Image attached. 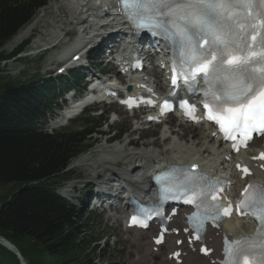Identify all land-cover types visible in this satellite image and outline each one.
<instances>
[{"label":"snow or ice","instance_id":"snow-or-ice-1","mask_svg":"<svg viewBox=\"0 0 264 264\" xmlns=\"http://www.w3.org/2000/svg\"><path fill=\"white\" fill-rule=\"evenodd\" d=\"M256 2L120 0L121 14L134 30L161 35L173 46L174 85L179 79L191 88L203 77L208 85L204 93L208 119L215 121L227 138H232L228 128L239 131L246 127L264 135V11H249L256 8ZM260 159H264V153ZM244 171L248 172L246 168ZM180 191L186 195L192 193L193 198L186 200L187 203L207 195L192 188ZM245 191L252 199L248 203L242 201L238 207L244 210L242 215L251 212L258 220L257 237L226 243L227 259L222 264H264V186L249 185ZM165 198L170 197L162 195ZM196 206L199 208L200 204ZM214 207L213 220H221V213L231 214L218 204ZM140 212L143 219L133 216L131 222L147 227L149 211L141 209ZM191 219L196 221L199 217ZM256 252H259L258 258Z\"/></svg>","mask_w":264,"mask_h":264},{"label":"trees","instance_id":"trees-1","mask_svg":"<svg viewBox=\"0 0 264 264\" xmlns=\"http://www.w3.org/2000/svg\"><path fill=\"white\" fill-rule=\"evenodd\" d=\"M48 0H0V47ZM26 41L14 53L22 50ZM10 55V56H11ZM6 58L1 54L0 60ZM53 82L40 85L0 77V187L15 189L0 200V235L12 242L28 264H95L75 211L55 193L70 172V160L88 145L94 127L39 128L48 112ZM0 264H21L0 244Z\"/></svg>","mask_w":264,"mask_h":264},{"label":"bare ground","instance_id":"bare-ground-1","mask_svg":"<svg viewBox=\"0 0 264 264\" xmlns=\"http://www.w3.org/2000/svg\"><path fill=\"white\" fill-rule=\"evenodd\" d=\"M50 5H46L45 9L43 7L42 8L43 11L40 14L39 13L35 14L31 18V20L24 27H22L14 35V37L11 40H9L8 43H6L2 47V49H5L11 44H14L22 40L28 33H30L29 32L30 29L32 28V26L35 25L40 15H43L42 13L47 10L49 13V19L47 18V20L45 21V26L47 28H44V30L40 33L39 40L34 41V44H35L34 47L36 48H40L39 47L40 45H47V44L49 45V44H53V43L60 41L59 40L60 36L62 32H64L63 26L66 23V21L63 20V18H60V15H59L60 8H63L64 12L66 11L69 12V16L71 17L72 20L70 19L69 21L68 20L67 21L70 22V24L72 23V21H74V19L80 20L78 25L82 26L83 32L89 28L88 25H86L87 24L86 21L88 20L85 16L86 12L88 13V11H91V13L93 14V18H94V16L95 17L97 16L96 14H102L103 12H109L110 11L109 9H111L109 4H105L104 6L106 9H103V10H98L96 8L92 9L90 7L88 8V5H90V0H60V5L58 6L57 5L53 6V4L52 6ZM112 20H114V18H112ZM96 21H93V23H97ZM79 52H81V50L77 51V53ZM81 104L82 102L74 106L70 113H72L77 108H79ZM66 117L67 115L63 116V118H66ZM144 125L146 124L136 123L137 128H141ZM181 127L188 128L187 131L188 130L192 131V128H193V126H190V125H187L186 127V126H182V124H179V129H181ZM196 128L200 129L197 133L194 131ZM196 128L193 130V132L194 134H197V136L195 138L193 137L188 140L185 139L183 141L182 138L174 139L173 137L169 135V133L177 134V135L179 134V137L181 136L183 137L184 134L183 132L180 133L179 129L174 130V129L163 127L162 131H160V138H159L160 139L159 143L161 145V148L155 147V144L158 143V141L156 140L150 141V142L148 141L149 143L147 144L144 143L143 146L138 148L137 152L133 153V155H136L135 164L131 165V167L127 168V170H119L117 167H114L112 163H118L119 160L126 155V151H127L126 147L131 145L130 138L125 139L123 142L113 143L111 146H109L107 150L103 149L104 146H102V144L98 145L93 150V151L99 152L96 160L90 161L89 155L87 156L84 154L80 156L79 158H77L71 164V166L81 167V168L83 167L90 168L92 169V171H95L96 173H99V174L103 171L106 172V174L110 172H117L119 175L122 176L121 178L125 177L128 179H134V180L139 179L143 181H146V176H147L146 174L149 172L150 165H155L154 167H159L165 162L170 163V162L181 161V160L199 161L205 166L207 170L211 172H215L214 165H209V161L211 159L208 160V158H204L203 156H204V153L206 152L207 153L211 152L213 153V155H216L217 150H212V151L208 150V146L211 145V143L206 142L207 138L209 137V133L208 134L205 133L206 128H202V127L200 128L196 127ZM173 130L175 133L173 132ZM200 138L202 140H200ZM165 141H168V142L163 143ZM169 151L171 153H169ZM131 169H133V171H136L135 173L132 174V176L129 175V171ZM243 183L244 182H241L242 185ZM66 192H67L66 194L67 197H73L70 190H67ZM136 192H138V190H136ZM242 223H243L242 227L244 228L243 230H246V231L249 230V232L254 231V227L250 226L248 222H242ZM236 225H237V222H230V230L232 232H235L236 234H239L240 230L238 231L236 229ZM137 243H138L137 249L141 250L144 247V242L140 240ZM168 250L169 248L166 247V251ZM138 256L139 257L137 258V260L131 264H149L148 262H144V259H148V258L145 257L143 252H139ZM190 258L191 260L194 261L195 257L194 255H191ZM156 262L158 264H162V256H159ZM150 264H153V263H150ZM183 264H195V262L187 263L186 261Z\"/></svg>","mask_w":264,"mask_h":264},{"label":"rangeland","instance_id":"rangeland-1","mask_svg":"<svg viewBox=\"0 0 264 264\" xmlns=\"http://www.w3.org/2000/svg\"><path fill=\"white\" fill-rule=\"evenodd\" d=\"M52 4H53V6L54 5L55 6L56 5L58 6V5H60V0H48L47 5L52 6ZM44 9H45V7H44ZM42 11H43L42 8L41 9H38L34 13V15L37 14V13L40 14ZM45 12L42 13L43 15H40V17L37 20V22L35 23V25L32 26V28L30 29V31H29L30 33H28V35L26 36V37L29 36V39L30 40L32 39V40H31V43H29L25 47V50L23 52H27V53L31 54L32 52H36V50H39V48L34 47L35 46L34 41H38L39 40L40 33L44 30V28H47L45 26V21L47 20V18L49 19V13H48V10L45 11ZM59 12L58 13L60 15V18H63V20H65L66 23L63 26L64 27V32H62V34L60 36V39H59L60 41L57 44V46L55 48H53L52 50H49L48 52H46V55L43 56L42 58L40 57L41 54L39 56H36V57H34V55H31L29 57V60L25 64H22L20 62H14V61H10L8 63L7 62H4V61H0V77H2L3 80L13 79V80H16V81L24 82V81H28L29 79H32L34 76L38 75V73L40 71V68H41V66H43L44 62H46V64L48 66H50V64H51L50 62H53V60L56 58V55L58 54V51H60V49L64 45V43H66L68 41H71V38H69V36L66 35L65 31L72 30L76 26V24H72V23L70 24V22H68L71 19V17L69 16V12H67V11L64 12V9L63 8H60V11ZM43 18H44V20H43ZM43 21H44V23H43ZM86 25H88V24H86ZM20 42H21V40L18 41V42H16V43H14V44H11L10 46H8L5 49H2V47L4 46L3 45L0 48V55L1 54L7 55L15 47V45L19 44ZM56 66H58V65H56ZM116 112L118 113L117 110H116ZM96 114H98V112ZM113 120L114 119L112 118V114H111L109 116V120H108V123L107 124H109V122L112 123ZM107 127H108V125H105L102 130L105 131L107 129ZM122 127L125 128L128 131V133H126L125 135H123V137H121V140H120L121 142H123L125 139L130 138L132 140V142L136 145V147L139 146L138 148H140L141 146H143L144 143L147 144L150 141H155L156 140V141H158V143L155 144V147L161 148V145L159 143V141H160V139H159L160 138L159 137L160 136V132L157 133V134L152 135L151 133H148V130L149 129H147V132H145L144 134L141 133V131L134 132L133 134H131V131L133 132L135 130V128H136L135 127V120L134 119L126 118L125 116H120L119 117V121L118 122H115V129L116 130L118 128H122ZM137 129H140V128H137ZM187 129L188 128H183V127H181V129H179V132L180 133L183 132V134H184L183 135L184 138L182 136L179 137L180 139L182 138L183 141L185 139L188 140L190 138H193V137L195 138L197 136V134H194L193 130L192 131H190V130L187 131ZM114 133L116 134V131L113 132V133H111L110 135L113 136ZM189 134H192V136L189 137ZM178 136H179V134H178ZM98 141H99L98 144L103 143L104 142V137L101 138V139H99ZM128 147H130V146H128ZM136 147H134V148H136ZM93 150L94 149H92L87 154V156L89 155V158H91V156H92V154L94 152H98V151H93ZM127 151H129V150H127ZM98 154H99V152H98ZM97 157H98V155H97ZM127 160L129 161L130 158L129 159L128 158L122 159V161H121V164L122 165L121 166H123L125 162H128ZM90 161H91V159H90ZM134 163H135V161H134ZM91 171H92V169H91ZM82 172H83L82 176H86V175H84V173H85L84 170H79V169L76 170V173L81 174ZM15 187H16V185H14V184L2 185L0 187V200L2 198H5L7 195H9L11 193V191L13 189H15ZM85 217L86 216H83V218H81V221L80 222H86V220H85L86 218ZM116 230H118V229L113 230V234H112L111 231H110V229H107L106 226H104V230L101 231V233H102L101 235L104 236L105 238H109L112 235H116V237L119 239V243L117 244V247H116V249H115L114 252H112V251L111 252H107V251L104 252V254H103L104 258H103V261H102L103 263L106 262L108 264H113V263L126 264L127 261L129 259H132V257H133L132 255H130L128 257V249L127 248H129V244L128 243H125V241L123 240V236L122 235H120V236L118 235L119 230H118V232ZM89 231L90 230H88V232ZM91 231H95L97 234H99V230L97 229V226H95V227L93 226V228L91 229ZM98 254H99V252H98Z\"/></svg>","mask_w":264,"mask_h":264},{"label":"water","instance_id":"water-1","mask_svg":"<svg viewBox=\"0 0 264 264\" xmlns=\"http://www.w3.org/2000/svg\"><path fill=\"white\" fill-rule=\"evenodd\" d=\"M0 243L2 245H4L5 247H7L8 249H10L12 252H14L19 257L22 264H25V261L21 255L20 251L18 250V248L13 243H11L9 240L4 238L3 236H0Z\"/></svg>","mask_w":264,"mask_h":264}]
</instances>
